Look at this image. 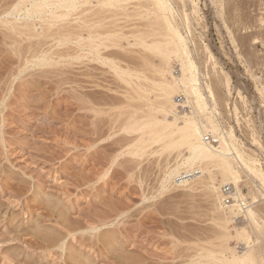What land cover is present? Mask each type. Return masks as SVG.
Segmentation results:
<instances>
[{
	"label": "rangeland",
	"instance_id": "obj_1",
	"mask_svg": "<svg viewBox=\"0 0 264 264\" xmlns=\"http://www.w3.org/2000/svg\"><path fill=\"white\" fill-rule=\"evenodd\" d=\"M5 1L0 0V6L6 7L7 3L10 2L8 0L9 2L3 3ZM11 1L6 7L7 9L16 3V0ZM225 1L216 0L217 3L213 4L212 0H195L201 10L202 24L200 25L206 23V29L205 25H192L194 28L196 27L192 31L194 35L196 34L194 37H196L197 45H200V42V49H203L199 51V54H201H198L200 56L199 59L201 60L202 57L204 61H207L205 58L214 59L210 61L213 63L216 60L217 66L215 65V68L224 72L226 76L229 73L228 76L230 75L229 78L231 77V82L229 78L227 80V83L229 82L231 85L226 83V88L224 87V91L227 90L224 93H226V97L228 96L225 109L228 110L226 113L229 112L225 114L224 111L226 115H224V118L230 114V117H227L229 121L227 118L223 120L225 122L224 125L227 124L224 128V130L226 129L224 134L226 133V135L230 136L229 139H227L228 136L226 137L227 142L232 139L234 144L232 140L230 142L237 149L239 148L242 154L244 152L245 158V152L249 148H253L252 150L256 153V161L263 172L264 104L262 103H264V75L261 74L264 71V0H244L247 1L244 4L245 6L248 3L246 7L242 5L243 0L242 2L241 0H230L226 4L224 3ZM227 4H229V7L226 6ZM132 5L129 8L130 10L134 7ZM230 6L233 10L235 8V10L231 11ZM233 6L235 7L233 8ZM227 8V11L233 12V16L236 12L237 18L241 16V18L244 17L248 21V15L252 13L249 15L252 18L251 21L255 16L258 19H255L253 23L249 22L253 25L243 19L245 22L244 27H242L243 25L239 26V24L234 22L233 17L231 18L230 12H228L230 15L227 14L228 17L226 16L227 11L221 12V10ZM4 9L0 8V264H108L104 259L106 254L114 252L112 248L110 249L113 242L118 246V249H116L118 252L115 250L114 253L119 258L121 257L120 260L127 258L129 250H135L134 256H130L132 264L140 263L142 261L140 259H143V263L141 262L140 264H200L199 262H194L195 260H190V256H193L200 247L197 243L199 242L201 245H209L210 243V246L213 243L212 245H215L214 243L219 241L217 236L221 228H219L215 220V213L211 209L210 199L207 194L208 189L203 184H200L199 180L195 182L191 180L188 181L191 183L179 184V181L176 182L177 178L171 181L172 186L170 189L159 195L157 190L163 182L165 170L173 167L177 161L175 152L166 157V154H163L164 157L162 154L150 156V169L152 168L150 170V182L148 179L144 184L148 187L147 183H150V193L154 190V196H158L152 200H162L159 205L158 203L156 204L158 206L151 205L154 207L146 208L145 212L140 210L141 213L143 212L142 214L139 210L129 209V211H135V213L127 212L125 215L131 213L135 216H131L130 220L127 219V222L116 226L115 229L119 230L121 227L124 228V226H137L138 222L140 223L139 219H141V216L148 211H152L150 213L154 212V215L158 213L157 215H160L163 219L166 217L167 223L153 224L155 227H150V224H147L144 232L140 233L138 237L132 236L133 238L130 239L113 235L112 230L114 227L111 225L99 228L96 231L98 232L96 233V241L98 244H103V247L105 246L103 248L104 253H101L100 258L97 256L98 253L94 252V249L90 250V246L85 247L80 245V242L75 241V238L72 237L73 234H70L71 236L67 235V237L69 236L68 238H64L67 233L57 224L58 219H65V222L70 227L75 228L73 230H76L77 240L79 237L82 238V234H85L84 237L88 233L90 235L89 231H83L86 226L84 224H87L85 221L86 216L92 212L103 214L104 208L101 210V201L106 200L108 204L113 205L119 198H124L123 193L127 190L125 187L127 179H122L123 182L119 184L120 187L117 185L118 182L115 183L117 181L116 177L109 181L107 180V182L98 180L99 169L97 170V168L99 166L96 161H98L99 156L103 155L100 152L101 148L99 149V145L105 144V141L89 146L92 136L89 133L88 111H86L85 105L90 96L93 98L104 97L105 95L108 98L110 95H112L110 97H120L122 92L120 94L119 91L120 89L123 90V86L120 88V85H125V83L123 84L120 79H117L113 70L108 66L100 64L97 60H89L86 57L73 59L62 57L57 59V56H55L60 61L58 65H35L33 62L36 61V56L41 55L38 42L42 39L35 36L41 28L40 20L38 18L24 17L25 10L21 12V15L7 16V14L2 13ZM257 10L258 13H256ZM81 11L79 9L77 13ZM245 11H247L248 15H240L242 12L245 14ZM6 17L17 24L16 28H11L15 25L13 23L7 24L3 22L8 20ZM78 17V14H74V16L66 19L65 24L68 26L78 24V22H81L75 20ZM122 17L126 18L125 16L116 18V20L119 19L118 21L122 26L124 25V27H120L121 29H125V25H127V28L130 25L134 27L136 23L140 22L135 21L136 23L134 24L132 22L135 19L134 17H132L134 19L129 17L130 21ZM224 18H227V20H224ZM257 20L259 21L257 22ZM230 21L234 23L231 22L230 24ZM119 22L118 24H120ZM128 23L130 24L128 25ZM246 24H248V28ZM234 26L240 30V33H245L246 48L248 49L245 46H243L245 49H241L242 46L238 44L240 41L237 39L239 32L236 33L237 29ZM238 27L242 28L239 29ZM207 29L208 31H204ZM122 32L127 34L128 31L125 33L122 30ZM233 38L237 40L235 41ZM121 43L124 45H122V48L127 45V47L130 46L125 39H122ZM49 44H46L44 48L49 47L51 45ZM69 45L74 47V44ZM190 46L192 45L190 44ZM127 47V51L124 48L121 49L126 51L122 52L121 58L126 55L128 59H135L138 55L135 52L136 50L132 51V48L134 49L135 47L131 46V51H128L129 48ZM61 48H67V46ZM54 49H57V47ZM118 50L120 51V48ZM204 50L206 53L203 52ZM208 50H212L211 55L213 54L212 56L214 57L203 55V53L209 54ZM36 52L38 53L36 54ZM193 54L197 56L196 53ZM249 54L252 55L250 56ZM31 55L35 56V58ZM257 59H259L258 62ZM122 60L121 63L124 62ZM170 63L172 70L175 68L173 74L176 75L180 69L179 59L173 57ZM237 85H240V87H234ZM260 94L261 96H259ZM251 117L253 118L251 119ZM228 130L230 133H227ZM110 140H107L106 143H109ZM259 149H262V151ZM147 162L144 161L142 166L149 163ZM117 167L119 169L122 168L120 166ZM244 173L246 172L244 171ZM244 173H241L243 178L241 177V180H239V187L242 188L243 193H247L248 197L252 196L255 201H258L254 197H256L258 190H263V187L261 189L259 187L261 186L260 180L258 178L249 179L246 174L244 176ZM91 175L93 179H90L92 178L89 177ZM243 180L244 182L248 181L249 184L242 182ZM135 198L138 199L139 196L135 194ZM166 199L167 201H165ZM263 199L264 197H260L259 202H263ZM142 205V202H138L132 208L141 209L144 207ZM243 225L245 223L239 220L232 221L228 225V231L232 237L227 244L235 248L237 252H240L245 246L243 241H238L235 238L236 228ZM57 229L59 230L57 231ZM261 230L258 236L263 233L260 235L262 238L260 236L259 238L264 246V228ZM251 236L250 244L256 243L254 241H259L255 234L253 235L252 233ZM62 237L65 244L63 251L61 248V250L59 249V246L54 247V251L57 250L55 252L52 250L53 248H48L56 240H61ZM51 238L50 245H47ZM53 239L55 242H53ZM146 239H150L152 242L148 244L146 243L147 241H143ZM146 248L147 250L149 249L147 252L155 251L163 255L164 258L165 256L169 258H163L160 262L145 261L139 251ZM48 250L53 252L50 253ZM173 255L177 256L176 259L171 258ZM123 256L126 257L124 258ZM124 262L127 264L129 261L125 260ZM202 264L208 263L203 262Z\"/></svg>",
	"mask_w": 264,
	"mask_h": 264
},
{
	"label": "bare ground",
	"instance_id": "obj_2",
	"mask_svg": "<svg viewBox=\"0 0 264 264\" xmlns=\"http://www.w3.org/2000/svg\"><path fill=\"white\" fill-rule=\"evenodd\" d=\"M6 1L12 2L11 0ZM6 1L3 3H7ZM212 2L214 4L216 0H212ZM227 2H230V0H226L224 3L226 4ZM243 2L242 5L247 1L243 0ZM9 3L7 4L9 5ZM131 4H133L132 6L134 7L130 10ZM8 5H6V7ZM247 5L248 3H246V6ZM226 6L229 7V4ZM226 6L223 5L225 8ZM6 7L0 6V8L3 9ZM234 7L235 6H233V8ZM79 9L82 11L77 13ZM230 9L231 11L235 10V8L233 10L231 6ZM23 10L26 11L24 17L38 18L40 20L39 24L41 28L37 31L35 36L42 40L38 42L40 52L38 50L35 51H38L41 55H37L36 58L31 55L36 59V61L33 62L35 65L53 66L58 65L60 61L57 59H61L62 57H69L72 59L86 57L89 60H97L100 64L108 66L113 70L114 76L120 79L123 84L125 83V85H120V88L123 86V90L120 89L119 91L120 94L122 92L123 96L110 97L112 96L110 95L109 98L106 95V97L98 96L99 98L90 96L85 105V109L88 111V113H86L89 121V133L92 136L89 146L97 142L105 141V144L99 145V149L101 148L100 152L103 155H98L99 159L96 161V164L99 166L97 168V170L99 169L98 180L107 182V180L109 181L116 177L117 181H115V183L118 182L117 185H119L123 182L122 179H127L126 181L128 183L126 182V186L124 185L127 188L123 193L124 198L118 199L117 197L118 200L114 202L113 205L108 204L106 200L101 201V210L104 208L105 210L103 209V211L105 213L99 214V212H96V214L91 211L92 213L86 216L85 221L87 224H84L86 226L83 231L90 232V235H88L89 233L87 234L88 237H84L85 234H82V238L79 237L80 239L77 238L76 240V230H73L75 228L70 227L68 223L65 222V219H58L57 224L67 233L64 238H66L67 235L73 234L72 237L75 238V241H78V243L80 242V245H84L85 247L90 246V250L94 249V252L98 253L97 256L100 258L101 253H104L103 248H105V246L103 247V244H98L96 241V233H98L96 231L99 228L111 225L114 227L112 230V233H114L113 235L116 237L122 236L124 239H130L133 238L132 236L136 238L140 233L144 232L147 224H150L151 227L154 226L153 224L158 225V223H167L166 217L165 220L163 217L161 218L160 215H157L158 213L154 215V212L150 213L152 211H148L141 216V219H139L140 223L138 222L137 226H124V228L121 227L119 230L117 228L115 229L116 226L124 224L132 218L131 216L134 214L128 213L125 215L127 212H132L131 210L129 211V209L145 212L148 207H154L157 203L159 205L162 200H158L159 202L156 201V199L152 200L154 197L156 198L157 195L154 196V190L150 193L149 178L150 170L152 169H150V156L154 154H162L163 156V154H166V157L167 155H171L172 152H175L177 154V161L173 167L165 170L162 179L163 182L157 190L159 191V195L170 189L172 186L171 181L177 178L176 182L179 181V184L191 183L188 182L191 180L194 182L199 180V183L203 184L208 189L207 194L210 199V206L215 213V220L219 228H221L217 236L219 240L217 241L218 243H214L215 245H212V243L210 246V243L209 245H201L198 242L197 245L200 247L196 250V253L193 256L188 255L191 258L190 260H195L194 262H199L200 264L203 262L208 264H264V246L261 244L262 242L259 238L263 233L258 236L259 232L261 233L262 231L261 229L264 228V199L263 202H259V198L264 197V171L262 172L260 170L256 161V153L252 150L253 148H249L247 151L245 150V158L244 152L242 154L240 149H237L233 145L234 141L232 139H230V141L232 140L233 144L229 140L228 143L226 140L228 135H226V133L224 134L226 130H224V128L227 124L224 125L225 122H223V120L230 117V114L224 118V115L229 113H226L228 110L225 109L228 96L226 97V93H224L227 91H224V87L226 88V83L230 75L228 76V73L227 77L224 72L218 71L217 68H215L217 66L216 60L214 64L210 62L214 59L205 58L207 61L209 60L208 62L204 61L202 56L201 60L199 59V55H201L199 54L201 43L199 42L200 45H197L195 40L196 37H194L196 34L194 35L192 31V29L196 27L194 28L192 25L198 26L202 24V22L201 10L200 7L197 6L195 0H16L15 5L13 4L8 9H4L2 13L7 14V16H18L21 15ZM227 10L228 8L221 10V12ZM247 11H245V14L242 12L240 15H248ZM228 12H230V10L227 11V13L225 12L226 16L229 14ZM230 13L231 15H229L231 18L233 17V20H235L234 22L239 24V26L243 25L242 27H244L245 22L253 23L255 19H258L254 15L255 17L251 21L252 18H250L251 16L249 17V15L252 13H249L248 18L246 17L250 21H246L244 17H239L238 14L237 18L235 15L236 12L234 16L232 15L233 12ZM256 13H258V10ZM74 14L79 15L75 20L81 22H78V24L74 26L66 25V19L74 16ZM120 16H125L126 18L122 17L125 20H129V17H134L135 19L132 18L134 19L132 21L134 24L137 21L140 22L136 23L134 27L130 25L132 28H127V25H125V29H129L127 32L125 29L120 28L124 27V25L122 26L118 21L119 19L116 20V18H120ZM121 19L120 21L123 20ZM224 20H227V18H224ZM232 21H230V24ZM258 21L259 20H257V22ZM3 22L15 24L10 21V19ZM118 22L121 25L118 24ZM130 23H128V25ZM205 24L206 23H204V25ZM16 25L17 24L14 25L15 27L12 26L11 28H16ZM247 25L248 24H246V26ZM204 27L206 29V25ZM122 30L124 32L126 31L127 34H124ZM204 31H208V29ZM238 32L237 39L240 41L238 44L242 46L241 49L244 48L243 46L246 48L245 33H240V30L237 29L236 33ZM234 38L236 37L234 36ZM122 39L127 40L129 43V47H127L128 43L126 44L127 46L125 45L129 48L128 51H131V46L135 47L134 49L132 48V51L136 50L135 52L138 53L135 59H128L126 55H123V58H121L120 55L127 51L126 47H123L126 51L121 50L123 49L122 43L124 42L121 43ZM46 44L50 46L44 48ZM69 44H74V47ZM190 44L192 46H190ZM64 46H67V48H61ZM55 47H57V49H54ZM119 48L120 51L118 50ZM38 52H36V54ZM203 52L206 53L205 50ZM208 52L209 54L203 53V55H209L211 58L214 57L212 56L213 54L211 55L212 50H208ZM193 53H196L199 57L197 58ZM55 56H57V59ZM173 57L178 58L180 62V69L177 71L176 75L173 74L175 68L172 70L170 63ZM120 58L123 59L122 61L124 62L121 63ZM258 60L259 59H257V62ZM261 60L263 61V59ZM262 73L263 74H260L264 75V71ZM154 74L156 76H154L155 78L153 77ZM229 81L231 82V77ZM228 84L231 85L229 82L227 85ZM234 87H240V85ZM259 96H261V94ZM252 118L253 117H251V119ZM227 119L229 121V118ZM228 132L229 130L227 133ZM207 135L210 137L209 141L205 140ZM229 137L230 136H228L227 139H229ZM109 139H111L110 142L106 143ZM259 150L262 151V149ZM144 161H148L149 163L147 162L148 164L142 166ZM153 161L151 162L153 163ZM155 163L157 162L155 161ZM117 166L123 169H119ZM244 171L246 173H244ZM241 173H244V176L246 174L249 179L258 178L260 180L261 186L259 187L260 189L263 187V190H258L257 195H255L256 197H254L258 199V201H255L252 196L248 197L247 193H243L242 188L239 187V180H241V177L243 178ZM89 177H92V175ZM90 179H93V177ZM148 179L149 182L147 184L149 188L144 184ZM242 182H244V180ZM247 183L249 184L248 181L246 184ZM122 185L121 187H123ZM118 187H120V185ZM135 194L139 196L138 199H134ZM132 195L134 196L132 197ZM165 201H167V199ZM165 201L163 200V202ZM138 202H142V206L144 207L141 209L132 208L134 205L136 206ZM135 211L133 212L135 213ZM100 212L102 213V211ZM236 220L245 223V225L236 228L235 238L238 241H243L245 244L240 252H237L235 248L227 244L228 240L232 237L228 231V225L230 222ZM58 230L59 229H57V231ZM252 233L259 239V241H254L256 242L254 244L249 243L250 238H252ZM49 240L47 245H50L49 243L52 238ZM143 241H147L146 243L148 244L152 242L150 239ZM53 242H55L54 239ZM108 243L107 245H109ZM56 246H59V249L61 248L63 251L65 246L63 237L59 241L56 240V242L48 248H53L52 250L54 251V247ZM111 248L115 252L118 246L113 242L110 249ZM143 250L139 252L145 258V261L153 260L160 262L164 258L163 255L155 251L147 252L149 250H147V248ZM116 251L118 252V250ZM49 252L52 253L51 250ZM114 252H110L106 255L104 254V260H106L108 264H123L125 260L129 261L127 264H132L130 256H134L136 253L135 250H129L127 258L124 260L122 258L120 260L121 257L119 258ZM61 254L60 256L62 257ZM173 256H171V258L176 259L177 256ZM4 258L8 259L7 257ZM167 258L169 257L165 256L164 259ZM141 260L143 261V259H140V261ZM188 262L190 263V261Z\"/></svg>",
	"mask_w": 264,
	"mask_h": 264
},
{
	"label": "built area",
	"instance_id": "obj_3",
	"mask_svg": "<svg viewBox=\"0 0 264 264\" xmlns=\"http://www.w3.org/2000/svg\"><path fill=\"white\" fill-rule=\"evenodd\" d=\"M205 140H207V141H209L210 140V137H209V135H207L206 137H205ZM228 199H230V198H228ZM228 201V200H227Z\"/></svg>",
	"mask_w": 264,
	"mask_h": 264
}]
</instances>
